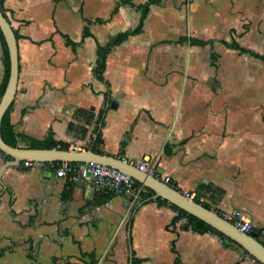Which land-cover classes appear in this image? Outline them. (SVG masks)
<instances>
[{
    "label": "crops",
    "instance_id": "crops-1",
    "mask_svg": "<svg viewBox=\"0 0 264 264\" xmlns=\"http://www.w3.org/2000/svg\"><path fill=\"white\" fill-rule=\"evenodd\" d=\"M145 1L5 0L19 34L11 123L32 138L51 130L69 149H90L93 122L76 131L70 123L83 120L79 108H105L104 154L145 162L212 210H240L264 227V60L223 44L264 55V0L153 5L144 31L107 56L108 100L93 72L98 43L134 28ZM97 18L105 22L89 24L84 37ZM4 74L0 40V88ZM12 159L0 150V264H260L233 240L173 222L177 211L155 192L142 200L149 187L139 181L133 194L108 197L50 165Z\"/></svg>",
    "mask_w": 264,
    "mask_h": 264
},
{
    "label": "water",
    "instance_id": "water-1",
    "mask_svg": "<svg viewBox=\"0 0 264 264\" xmlns=\"http://www.w3.org/2000/svg\"><path fill=\"white\" fill-rule=\"evenodd\" d=\"M0 28L5 37L10 60V74L6 89L0 98V150L9 154L13 159L11 165L30 159L44 162H97L111 166L129 173L135 180L151 188L154 198L161 197L168 200L187 212L206 221L227 237L232 239L243 250L247 251L256 261L264 264V243L258 238L257 232L245 233L236 227L231 221L225 219L218 212L205 207L193 199L187 198L181 191L162 182L160 179L141 171L136 165L129 163L122 157L102 154L93 149H61V148H26L7 144L2 137V121L5 113L12 104L19 80V46L18 39L12 24L6 15L0 10ZM115 106V103H112Z\"/></svg>",
    "mask_w": 264,
    "mask_h": 264
},
{
    "label": "trees",
    "instance_id": "trees-1",
    "mask_svg": "<svg viewBox=\"0 0 264 264\" xmlns=\"http://www.w3.org/2000/svg\"><path fill=\"white\" fill-rule=\"evenodd\" d=\"M4 1L5 0H0V10L5 14V9H4ZM161 0H146L144 3L136 6L137 9L140 11V20L139 23L131 29L122 31L114 35V37L107 43V44H100L98 43V48H97V62L94 66V75L104 81L108 85V91L106 92V97L108 100L111 98V93H110V84L108 80L104 76V71L107 66V56L116 48L118 45H120L123 41L128 39L131 36L141 34L144 31V24L145 20L150 12V9L153 5L159 4ZM105 20L102 18H97L94 21L88 20V26L84 28V34L83 36H90L92 35V32L89 30V24L91 23H104ZM17 39L19 38V34L15 31ZM66 41L69 45L76 46L78 43L73 41L69 36L65 35ZM0 40L2 42L3 48H4V67H5V74H4V80L0 88V98L2 97L6 85L9 79V74H10V60H9V52H8V47L7 43L5 40V37L3 35V32L0 28ZM177 43H182V42H189L192 45H201L205 46L207 44H210L212 41L210 39L204 40V39H199L196 37H187V36H180L178 39L175 40ZM223 44L227 47L234 48L237 50H240L241 52H248L251 55L261 58L264 60V55L259 54L257 52H254L250 49H247L243 46H241L237 41L233 40L232 42H227L223 41ZM12 109V104L8 108L7 112L4 115L3 121H2V137L4 141L13 146H19L20 143L25 144L26 148H61V149H69V143L64 142V141H58L54 138L52 131L50 130L47 136H45L42 139H37V138H32L26 135L23 132H19L15 126L11 123L10 120V112ZM105 108L100 109V111L95 114L94 108L91 109H83L79 108L75 111V115H81L83 117V120H79L76 122H71L70 123V129L73 131L80 129H84V123H89L93 122L94 127H93V134L91 143L89 144V148H92L94 151L98 153H104V150L100 147V145L103 143L102 139V127L104 126L105 123ZM96 116V118H95ZM79 118V117H78ZM6 157V153L2 152ZM55 164H61L64 163V161H55ZM72 164H81L84 162H71ZM136 186H140L141 183L138 181H135ZM104 193V192H103ZM108 197L110 193H107ZM154 194V191L150 188H147L146 192L141 193V198L142 200L151 197ZM158 201L169 204L175 211H177L176 216L173 218V222H177L181 218H186V223L185 226L191 227L194 231H197L199 233H205V232H210L213 234L218 235L222 241L226 242H232V239L227 237L225 234H223L221 231L207 223L206 221L198 218L197 216L187 212L186 210L180 208L179 206L170 203L168 200L163 199V198H157ZM195 201L202 203L205 207L210 208V205L207 203H203L198 197L194 199ZM220 215H223L221 212H218ZM264 228V227H263ZM252 233V232H251ZM258 238L264 243V238L261 236H258ZM247 252V251H246ZM248 253V252H247ZM249 254V253H248ZM135 264V261H134Z\"/></svg>",
    "mask_w": 264,
    "mask_h": 264
},
{
    "label": "built area",
    "instance_id": "built-area-1",
    "mask_svg": "<svg viewBox=\"0 0 264 264\" xmlns=\"http://www.w3.org/2000/svg\"><path fill=\"white\" fill-rule=\"evenodd\" d=\"M74 149L79 150L78 147H75ZM131 164L134 165L133 162H131ZM45 165H50L51 167L56 168L58 176H70V179L73 182L83 181L89 185H93L98 190L105 191L107 193L130 195L136 190L141 189V186H136V180L129 173L97 162L72 164L71 162L64 161V163L55 164L54 162H44L30 159L23 160V166L25 168ZM137 167L141 171L156 176L154 167L149 166L145 162H138ZM163 182L177 189L170 177H165ZM183 194L187 198L193 200L198 197L195 191H189ZM223 217L231 221L240 231L249 234L251 232H257L259 236L264 238V228L256 226L252 221L243 218V214L240 210L225 213ZM185 219L186 218H181L179 219V222L182 223Z\"/></svg>",
    "mask_w": 264,
    "mask_h": 264
},
{
    "label": "rangeland",
    "instance_id": "rangeland-1",
    "mask_svg": "<svg viewBox=\"0 0 264 264\" xmlns=\"http://www.w3.org/2000/svg\"><path fill=\"white\" fill-rule=\"evenodd\" d=\"M167 35H170V34H167Z\"/></svg>",
    "mask_w": 264,
    "mask_h": 264
},
{
    "label": "bare ground",
    "instance_id": "bare-ground-1",
    "mask_svg": "<svg viewBox=\"0 0 264 264\" xmlns=\"http://www.w3.org/2000/svg\"><path fill=\"white\" fill-rule=\"evenodd\" d=\"M190 199V198H189Z\"/></svg>",
    "mask_w": 264,
    "mask_h": 264
}]
</instances>
